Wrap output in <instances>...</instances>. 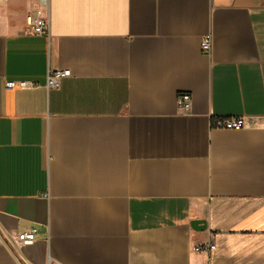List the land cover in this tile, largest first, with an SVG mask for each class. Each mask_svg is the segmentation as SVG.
I'll return each instance as SVG.
<instances>
[{"label":"crops","instance_id":"1","mask_svg":"<svg viewBox=\"0 0 264 264\" xmlns=\"http://www.w3.org/2000/svg\"><path fill=\"white\" fill-rule=\"evenodd\" d=\"M39 7L0 0V264H264V0Z\"/></svg>","mask_w":264,"mask_h":264},{"label":"built area","instance_id":"2","mask_svg":"<svg viewBox=\"0 0 264 264\" xmlns=\"http://www.w3.org/2000/svg\"><path fill=\"white\" fill-rule=\"evenodd\" d=\"M39 8L34 12L30 13L27 16V24L34 33L38 34H48L49 32V15H48V6L49 0H37ZM201 47L204 53L209 54L212 48V37L207 35L203 38ZM71 70L67 68H60L56 70H49L47 76L46 87L52 88L57 87L60 84V81L68 76H71ZM37 82L33 81H9L7 82L8 87H22V88H31L38 86ZM179 110L183 113H188L191 110L192 106V95L190 92L182 91L178 94L177 98ZM217 127L226 128V129H241L245 125L243 117H224L220 118L215 122ZM36 228H32L29 231L20 233L16 236L14 242L16 244H30L36 238ZM208 245H198L195 247V250H203L207 248Z\"/></svg>","mask_w":264,"mask_h":264},{"label":"water","instance_id":"3","mask_svg":"<svg viewBox=\"0 0 264 264\" xmlns=\"http://www.w3.org/2000/svg\"><path fill=\"white\" fill-rule=\"evenodd\" d=\"M197 225H202L200 229H204L206 226H205V222L203 220H193L192 221V226L196 227Z\"/></svg>","mask_w":264,"mask_h":264}]
</instances>
